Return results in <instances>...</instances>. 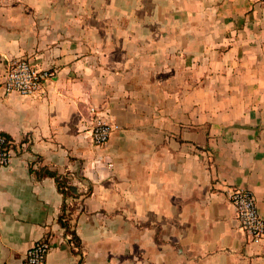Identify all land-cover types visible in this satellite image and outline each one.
<instances>
[{"label":"crops","instance_id":"obj_1","mask_svg":"<svg viewBox=\"0 0 264 264\" xmlns=\"http://www.w3.org/2000/svg\"><path fill=\"white\" fill-rule=\"evenodd\" d=\"M19 58L39 93H6ZM0 135V264L48 237L46 264H264L228 195L264 217V2L0 0Z\"/></svg>","mask_w":264,"mask_h":264},{"label":"built area","instance_id":"obj_2","mask_svg":"<svg viewBox=\"0 0 264 264\" xmlns=\"http://www.w3.org/2000/svg\"><path fill=\"white\" fill-rule=\"evenodd\" d=\"M260 1L264 2V0ZM54 75L51 69L40 68L28 58H19L12 60L7 66L2 85L6 93L15 92L23 96H32L39 93L43 84ZM90 111L93 114L90 129L93 144L96 147H103L118 126L101 115L95 106L91 107ZM12 157V141L0 135V168L9 165ZM228 195L235 207L240 227L249 237V242L261 243L264 240V217L259 212L252 191L242 187H232ZM66 236L69 241H73L74 236L71 232H67ZM51 248L50 237L35 242L26 253L25 264H46Z\"/></svg>","mask_w":264,"mask_h":264},{"label":"trees","instance_id":"obj_3","mask_svg":"<svg viewBox=\"0 0 264 264\" xmlns=\"http://www.w3.org/2000/svg\"><path fill=\"white\" fill-rule=\"evenodd\" d=\"M38 174H40L38 172ZM42 174H47V175H52V176H55L56 177V180H57V183H58V187H59V190L63 193L64 195V202H63V209L64 211L66 210L67 208V203H66V199L69 198V196H73L74 194L72 193V187L70 185H68L67 183V180L65 178H62L58 175H56L55 173H53L52 171L48 170V169H44ZM66 217V214L63 213L61 216H60V220L62 222V225L68 230L69 229V226H68V223L65 221ZM74 235V239L77 243H79V239L78 237H76L75 234Z\"/></svg>","mask_w":264,"mask_h":264}]
</instances>
